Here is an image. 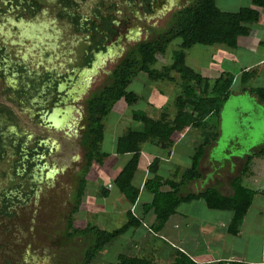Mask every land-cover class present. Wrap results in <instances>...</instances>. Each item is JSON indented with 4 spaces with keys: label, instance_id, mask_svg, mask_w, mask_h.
Listing matches in <instances>:
<instances>
[{
    "label": "rangeland",
    "instance_id": "1",
    "mask_svg": "<svg viewBox=\"0 0 264 264\" xmlns=\"http://www.w3.org/2000/svg\"><path fill=\"white\" fill-rule=\"evenodd\" d=\"M214 1L216 4V0ZM4 9L5 7L0 9V42L4 43L7 52H4V64L1 69L6 70L12 62H19L22 59L23 64L28 66L27 73L40 74L43 71H52L55 75L61 74V77H66L69 74L66 71L78 64L83 44L78 35H74L73 30L68 28L63 20L57 18L58 9L52 4L44 3L35 15L24 14L20 21L14 20L18 16L17 12L7 13ZM261 11L263 12L264 9ZM218 46L195 45L180 50L179 40L173 39L165 46L162 54L156 55V63L150 68L162 73L163 67L173 63L172 53L183 52L186 66L206 78L211 85L223 72L217 65L219 62L216 61L215 65L210 64V56L216 53L215 49ZM259 56L260 54L257 53L255 57ZM98 62H102L101 59ZM241 63V58L238 57V62L234 66H239ZM111 69V62H102L98 66L94 64L93 71L81 77L75 85L72 87L63 85L62 94L65 91L74 101H66V97H61L62 94L60 98L57 96L55 98L56 94L50 93L43 104L45 111H40L37 115H35L36 104L40 101L35 97L36 92L29 91L26 98L23 96L20 99L15 95L14 99L18 102L11 98L12 94H9L11 99L6 100L2 96L3 89L8 86L13 90L17 89V85L14 84L18 81L13 78L14 84L10 83L9 74H5L3 81L0 79V105H4L3 107L13 113L5 117L8 122L0 129L3 144H6V155L10 154L9 146L13 141L21 143L24 142V138L29 141L26 144L28 148H32L33 141L38 139L45 140L46 148L49 149V153L41 159V162L44 161L41 167L35 168L33 163H25L21 176L13 174V168H17L18 171L21 169L17 157L6 156L0 160V194L4 191L16 190L15 194L23 199L21 203H16L9 209V216L0 215V264L11 258L14 264L27 262L30 259H34V264L79 262L88 239L87 237L68 239L65 233L75 190L76 173L83 166V148L80 140L84 126V121L81 119L84 113L82 100L110 82ZM169 76L172 78L171 82L151 81L144 73H138L131 79L127 90L136 94L138 100L129 107L122 103L115 104L103 119V137L100 143L102 151H111L116 137L121 135L123 129L138 127L130 119L132 114L143 115L156 121L161 113L171 117L176 112L175 98L181 94V81L174 72H169ZM256 76L253 75L251 80L247 79L244 85L264 86V79ZM230 77L232 89L236 90L240 84L239 80L235 73L230 74ZM19 81L21 88H24L26 76L22 75ZM61 83H63L62 78L57 81V84ZM36 86L39 91L40 86ZM236 96H229L222 106L216 146L211 149L217 167L227 170L229 166H233V158L242 159L241 166L244 156L264 142V107L256 104L253 98L246 95ZM63 99L65 102L62 103ZM64 107L69 108L67 115H64ZM56 109H59V114L55 118V125L47 121L49 115ZM185 110L189 111L190 107L186 106ZM62 117H65V120L59 123ZM214 118L213 115L208 116L202 126L188 128V134L183 142L192 140L196 144L202 143L201 139H204L206 133L216 132L213 129L216 125ZM13 134L15 137L12 136ZM117 160L119 165L110 158L105 159L103 167L91 166L86 176L83 194L85 197L81 198L77 213L71 216L73 228L81 229L87 225H97L101 229L102 224L103 230L118 227L117 213L123 207L121 195L115 189L110 190L105 199L98 194L99 185L106 186V180L111 173H115L116 166L121 167L124 164L123 157H117ZM113 164L114 169H112ZM250 169L251 175L244 180V184L250 189L264 188V159H254ZM147 237L144 242L137 243L127 233H123L115 242L103 246L92 264L115 262L118 255L136 256L141 246L138 257H146L149 246L164 254L168 242L164 244L161 239L149 235ZM251 248L247 256L258 251L255 246ZM155 257L156 255H153L146 259L154 260Z\"/></svg>",
    "mask_w": 264,
    "mask_h": 264
},
{
    "label": "trees",
    "instance_id": "2",
    "mask_svg": "<svg viewBox=\"0 0 264 264\" xmlns=\"http://www.w3.org/2000/svg\"><path fill=\"white\" fill-rule=\"evenodd\" d=\"M256 8L264 9V0H250V6L240 7L234 12L215 11L214 0H195L191 5L175 15L170 27L161 36L160 41H143L122 56L109 73L110 82L100 90L91 93L85 100L84 126L81 131L83 166L76 173L75 190L72 195V206L67 218V232L65 233L68 239L73 237H87L88 239L77 264H92L95 256L103 246L116 241L127 230L129 225L139 226L141 223L128 210L126 213V225L118 229L106 231L99 229L95 225H87L81 229L73 228L71 216L77 213L79 209L88 171L92 165L103 167L105 159L111 154L118 156L129 155L127 161L114 177L112 185L126 199L128 205L130 207L133 206L138 192L131 186L130 182L136 170L141 145L153 139H166V137H160L159 134V136L155 135L157 130L169 129L182 132L186 128L202 126L204 119L208 116L213 115L215 117L216 125L213 126V129L216 132L206 133L204 139H201L203 142L194 151L190 167L183 172L181 178L178 180L175 178L162 180L160 177L153 175L152 178L146 180L143 184L144 191L151 195V199L148 204L141 206V211L142 214L151 212L154 216L153 222L149 226V232L152 234H156L162 229L165 221L175 212L180 203L201 199L208 209L223 210L230 213L226 229L228 234L236 235L253 197L260 195L264 198V188L250 189L244 184L246 177L251 175L250 167L252 161L254 159H264V142L244 156L240 172L229 181V187L232 192L230 195L221 196L211 188H206L196 194L179 195L181 186L198 179L197 166L199 160L203 150L217 140L220 112L228 97L246 93L254 97L258 104L264 107V88H246L242 86L240 89L233 90L231 77L227 73H220L209 85L206 78L199 76V74L186 66L183 52L178 51L172 53L173 63L168 67H163L162 73H157L150 68L156 63V55L162 54L165 46L173 39L179 40L180 50L188 49L195 45L235 47L236 39L245 33V24L257 21L258 12ZM169 72L178 74V78L181 81V94L175 98L176 112L171 117L161 113L156 121L143 115L132 114L130 119L138 127L123 129L121 135L116 137L112 150L110 152L102 151L100 143L103 137V119L115 104L122 103L129 107L138 100L136 94L127 90L131 79L138 73H144L151 81L171 82L172 78L169 76ZM21 73L22 71L16 69V74L19 75ZM1 76H3L2 73ZM47 76V74L43 75L41 78L42 82H45ZM246 76V72L240 73V84L246 81ZM190 83H193V85ZM29 90L32 92L37 89L30 87ZM28 93L22 90L20 95L21 97H27ZM186 106L190 107L189 111L185 110ZM13 151L15 152L17 149ZM153 163L156 165V160ZM149 169L151 170H149L150 172H155L153 167ZM163 187H166L167 190H161ZM15 192L16 190L7 196L4 201L1 213L5 216L10 215L7 210L15 203L13 198L17 196ZM98 194L100 197H106L107 190L101 188ZM21 202L22 200L19 201V203ZM175 252L176 256L171 264H194L181 252L177 250ZM107 264L155 263L145 257L118 255L115 262Z\"/></svg>",
    "mask_w": 264,
    "mask_h": 264
},
{
    "label": "crops",
    "instance_id": "3",
    "mask_svg": "<svg viewBox=\"0 0 264 264\" xmlns=\"http://www.w3.org/2000/svg\"><path fill=\"white\" fill-rule=\"evenodd\" d=\"M246 6H250V0H216V4L214 1L215 11L234 12L240 7ZM262 9L256 8L258 12L257 21L245 24V33L236 39L235 47L218 46L215 49L216 53L210 56V64H214L216 61L217 63L219 62L217 65L221 67L223 71L221 73L229 75L235 73L238 80H240L241 72H246V80L253 79V75H258L256 77L264 79V11L262 12ZM257 53L260 54L259 57H255ZM238 57L241 58L242 63L239 66H234L238 62ZM232 67L234 71L231 69ZM244 83L238 84L237 89L242 86L246 88H264V86H248L247 84L244 85ZM241 95L253 98V101L258 104L254 97L246 93ZM188 131V128L182 132L169 129L157 130L155 135L159 134L160 137H166V139H153L141 145L136 170L130 182L131 186L138 192L136 202L130 207L126 199L119 194L122 197L123 207L117 213L116 222L119 225L115 229L126 225V213L129 210L130 214L141 222L139 226L129 225L124 232L133 238L135 242H144L148 238L147 235L161 239L164 244L167 241L169 245L164 254L152 246L147 248V256L144 257L156 255L155 261L152 258L150 259L155 264H171L176 256L175 250L184 254L194 264H264V198L260 195L253 197L236 235L228 234L226 229L230 213L223 210L208 209L201 199L180 203L175 212L165 221L159 232L156 234L149 232V226L152 224L154 216L151 212L142 214L141 206L148 204L151 199V195L144 191L143 184L146 180L152 178L153 175L160 177L162 180L170 178L178 180L181 178L183 172L190 167L194 151L200 145V143L196 144L192 140L191 142H183ZM215 146L216 143L210 144L203 150L197 166L198 179L181 186L179 195L196 194L206 188L215 190L221 196H228L232 193L229 181L240 172V161L242 159L232 157L234 159L233 166H229L228 170L221 169L217 167L216 159L212 154L211 149ZM117 157H123L125 163L129 155L118 156L111 154L107 159H114L115 163L119 165ZM154 160H156V165L153 163ZM118 165L115 168V173H111L106 180V186L108 187L99 185L100 191L101 188L107 190V196L112 189H115L118 193L117 189L112 185V181L124 164L121 167ZM112 166V169H114V164ZM150 167L151 169L153 167L154 173L150 172ZM161 190L167 189L163 187ZM83 196L85 197V195ZM107 196L102 198L105 199ZM105 222L108 223V221ZM102 227L103 224L101 229ZM253 246L258 251L253 255L247 256L249 255L248 250L252 249L251 247ZM141 247H139V252H141ZM139 252L136 256H138Z\"/></svg>",
    "mask_w": 264,
    "mask_h": 264
},
{
    "label": "flooded vegetation",
    "instance_id": "4",
    "mask_svg": "<svg viewBox=\"0 0 264 264\" xmlns=\"http://www.w3.org/2000/svg\"><path fill=\"white\" fill-rule=\"evenodd\" d=\"M194 1L195 0H0V9L5 7L4 10L7 13L17 12L18 16L14 18L16 21H20L24 14L35 15L39 9L42 8L44 3L52 4L55 9H58L56 11L57 18L63 20L66 26L73 30L74 35H78V38H80L83 44V49L81 50V54H79L78 64L73 65L66 71L69 72L66 77H61V74L55 75L52 71H43L40 74L34 72L27 73L28 66L23 64L22 59H20L19 62H12L6 70L1 69L4 64V52H7V50L4 43L0 42V79L3 81L5 74H9V77H11L9 80L10 83L14 84V82H12L13 78L18 81L17 84H14L17 85V89L14 88L13 90L8 86L6 89H3L2 96H4L6 100L11 98L16 100L14 99L15 95L20 99V92H22V90L29 92L30 87L38 89L36 85H39V91H32L34 93L36 92L35 97L40 101V103L36 104L37 112L35 115H37L40 111H45L43 104L46 102L50 93L56 94L55 98L56 96L60 98L63 85L67 87L75 85V83L79 81V74H81L84 69L88 71L92 68V65L94 66V64H96V66H98V64L100 63L101 65L102 62H111L113 68L122 56L141 42L152 40L160 41L161 36H163L168 27H170L175 15L191 5ZM139 36L142 37L140 38ZM100 59L102 62H98ZM16 69L22 71V73L19 75L16 74ZM1 73L3 76H1ZM46 74L48 76L45 82H42L41 78ZM22 75L26 76L24 88H21V83L19 81ZM61 78L63 79V83L57 84V81ZM64 92L65 91H63L61 97H66V101L68 102L74 101L69 94ZM9 94H12L11 98ZM85 100L86 99H83L82 101L85 102ZM15 102L18 101L16 100ZM61 102L63 103L65 100L63 99ZM3 106L4 105H0V129L8 122L5 117L13 114L10 109ZM66 108L67 107H64L63 111H65ZM56 111H59V109L53 110L47 122H52L51 117H54V112ZM81 119H84V113ZM12 136H14V134ZM1 138L0 160H3L6 156H8V158L17 157L21 169L18 171L17 168L14 169L12 166L13 174L16 176L22 175V168H25V163H33L35 168L37 166L41 167L44 164V161L41 162V159L49 153V149L46 148L45 140L41 141L36 139L33 141V147L28 148L26 144H28L29 141L24 138V142L21 143H15L13 141L9 146L10 154L6 155V144H3ZM14 148L17 149V151L14 152ZM11 165L10 163V166ZM12 193V191H4L0 194V215H2L1 211H3L4 201L7 199V196ZM13 198L15 200L14 204L23 200L18 196ZM13 198L11 199L13 200ZM9 209L10 208H8L7 211L10 213ZM33 262L34 259H30V261H21L17 264H34ZM3 264H14L13 259L11 258V260L8 261L5 260Z\"/></svg>",
    "mask_w": 264,
    "mask_h": 264
},
{
    "label": "water",
    "instance_id": "5",
    "mask_svg": "<svg viewBox=\"0 0 264 264\" xmlns=\"http://www.w3.org/2000/svg\"><path fill=\"white\" fill-rule=\"evenodd\" d=\"M92 69H94V66H93V65H92V68L89 69L88 71H87L86 69H84V70L82 71V73L79 74V76H78V77H79V80H80L81 77H84L85 75L90 74V73L93 71ZM70 94H72V93L70 92ZM237 97H240V96H237ZM71 98H72V96H71ZM236 99H238V98H236ZM68 112H69V108H66L65 111H64V115H67ZM58 114H59V111H56V112H54V117H51L52 122H53V124H55V125H56L55 117H56V115H58ZM64 118H65V117H62L58 122H59V123H63V122H64L63 120H65ZM215 143H216V142H215Z\"/></svg>",
    "mask_w": 264,
    "mask_h": 264
}]
</instances>
